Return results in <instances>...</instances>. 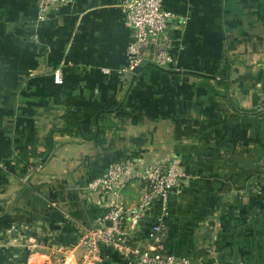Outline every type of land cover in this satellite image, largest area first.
Returning a JSON list of instances; mask_svg holds the SVG:
<instances>
[{
	"label": "crops",
	"instance_id": "obj_1",
	"mask_svg": "<svg viewBox=\"0 0 264 264\" xmlns=\"http://www.w3.org/2000/svg\"><path fill=\"white\" fill-rule=\"evenodd\" d=\"M163 2L176 69L129 70L119 0H70L43 21L37 0H0V264H55L115 204L130 245L164 216L169 253L264 264V0ZM172 156L183 176L166 214L154 202L132 228L138 179L86 189L112 161L140 172ZM98 258L121 262L109 246Z\"/></svg>",
	"mask_w": 264,
	"mask_h": 264
},
{
	"label": "built area",
	"instance_id": "obj_2",
	"mask_svg": "<svg viewBox=\"0 0 264 264\" xmlns=\"http://www.w3.org/2000/svg\"><path fill=\"white\" fill-rule=\"evenodd\" d=\"M69 1L37 0V19L43 21L50 14L58 13ZM118 6L124 24L131 33L126 47L127 68L132 70L146 65L158 69L175 68L174 44L167 33L169 22L175 15L166 9L163 0H119ZM53 80L56 84L63 82L59 69L53 72ZM182 176L181 160L178 156L148 163L140 172L133 171L127 160H116L110 162L99 175L88 181L86 189L102 194L116 193L134 177L138 179L143 184V193L137 205V214L130 218L132 228L137 225L139 214L148 210L154 202L160 205L163 215L166 214L169 194L180 186ZM163 217H160L151 228L150 244L142 248L128 243V231L125 226L127 212L124 205H112L94 226L84 230L75 248L68 253L83 247L89 252L88 258L94 257L93 262L96 263L99 261L100 248L109 246L121 257L119 264H192L188 255H176L164 249ZM68 253L54 259L55 264L60 260L66 264ZM41 258L43 260L40 262ZM51 260L49 256L34 253L28 255L27 263L50 264ZM84 263L85 259L78 262Z\"/></svg>",
	"mask_w": 264,
	"mask_h": 264
},
{
	"label": "rangeland",
	"instance_id": "obj_3",
	"mask_svg": "<svg viewBox=\"0 0 264 264\" xmlns=\"http://www.w3.org/2000/svg\"><path fill=\"white\" fill-rule=\"evenodd\" d=\"M77 250H79V251L77 252ZM77 250H75L72 253H68V255L66 256V259H65V261L67 260L66 261V264H68L70 262L73 263V264H78V262L82 261L83 259H85V263L84 264H96V263L93 262L94 257L93 258H88V255H89L88 250H86L83 247H79ZM30 260H33V259L30 258ZM42 260L43 259L41 258L40 259V262ZM26 261H27V259H26ZM63 263H64V261L63 260H60L56 264H63Z\"/></svg>",
	"mask_w": 264,
	"mask_h": 264
}]
</instances>
